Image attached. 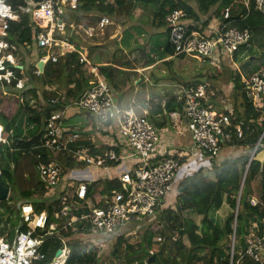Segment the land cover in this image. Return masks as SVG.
Masks as SVG:
<instances>
[{
    "label": "built area",
    "instance_id": "1",
    "mask_svg": "<svg viewBox=\"0 0 264 264\" xmlns=\"http://www.w3.org/2000/svg\"><path fill=\"white\" fill-rule=\"evenodd\" d=\"M242 1L248 7L250 0ZM253 1L255 11L264 16V0ZM76 7L77 0H41L38 3L33 0H0V92L3 95H9L8 88L25 90L28 82L26 74L19 69V56L22 49H30L29 45L23 44L20 47L8 41L10 24L19 22L24 13L31 15V23L36 29L33 43L41 53L37 62H42L44 67L47 63H58L67 54L77 53L78 63L86 69L85 76L88 79V88L78 101H68L61 110L52 111L45 122L38 148L44 151L46 158L54 152L63 154V163L52 158L47 161L42 154L31 150L27 152L34 161V170L38 172L41 185L49 188L45 198L59 204L58 210H55V221L49 220L46 211L37 214L31 204L22 203L19 210L20 223L29 227L26 231L16 228L14 236L9 238L10 229L6 231L0 223V264H44L46 256L42 249L50 238H54L59 245L48 264H66L73 242L82 247L83 255L95 252L97 257H103L114 239L124 235L123 231L130 225L132 216H136V220L154 219L159 213L174 209L177 195L175 184L182 178L180 170L185 156L181 154L182 151H173V154L163 151L159 134L147 113L138 116L132 107L121 108L102 71L68 42L65 34L67 27L89 39L96 35V31L113 24L108 16L103 15L95 27L67 26L62 20L64 11L75 10ZM36 12L40 13L38 19L35 18ZM227 17L226 10L224 18ZM164 23L168 31V45L172 47L174 55L183 54L186 58L205 60L213 67L225 57L232 66H236L245 100L259 113L260 120L264 121V64L250 73L237 67L238 63L234 60V54L240 47H249L252 36L248 30L219 24L215 28L208 26L205 34H199L197 30L189 29L186 13L181 10L170 12ZM196 25L200 28L199 24ZM242 60L245 61L244 56L239 59ZM32 75L36 79L42 76L36 64ZM45 89L58 92L57 88ZM173 90L176 100L181 103V110L170 112L167 117L186 128L191 140L190 152H203L208 155V159L216 158L223 145L234 139L242 140L244 126L241 122L232 123L229 106L222 107L218 112L212 105L205 104L208 93L206 84L189 87L176 85ZM23 100L21 96L19 101ZM58 103L57 97L49 101L50 105ZM33 104L30 102L29 105ZM70 106L87 113L98 131L115 127L119 137L117 145L95 155L89 154L86 147H75L79 134L70 130L64 118V110ZM245 129L248 130L247 127ZM263 137L264 129L258 144L253 147L254 154ZM7 139L0 125V146L8 145ZM115 148H119V153ZM128 160L137 162L132 175H124L122 178L129 187L128 193L122 200L117 198L111 203L106 202L105 206H96L88 198L89 183L64 180L65 168L73 171L90 168L101 173ZM156 161L159 162L154 164ZM60 187L64 193L61 197L53 198ZM242 188L240 185L241 191H238L236 199ZM9 198L10 189L6 201ZM101 199L105 201L106 196ZM249 233L244 238L245 251L237 255L234 252L236 241L233 233L228 252L229 264H241L245 258L255 264H264V225L259 227L252 224ZM99 237L110 239L104 244L97 241Z\"/></svg>",
    "mask_w": 264,
    "mask_h": 264
},
{
    "label": "trees",
    "instance_id": "2",
    "mask_svg": "<svg viewBox=\"0 0 264 264\" xmlns=\"http://www.w3.org/2000/svg\"><path fill=\"white\" fill-rule=\"evenodd\" d=\"M40 1L33 0L35 3ZM123 9H128L126 17L134 24L129 27L123 24L126 27H124L121 43L126 45V48L131 47V49L143 51L148 62L151 61L149 52L154 51L153 48L158 47L159 43L157 40L156 42L147 41L146 34L140 27L156 31L164 30L167 37L165 17L174 10H181L186 13L190 24L189 29L197 30L199 34L207 32L209 22L213 19L218 20L220 25L226 24L238 30H248L252 36L249 47H240L234 54V60L239 63L241 56H244L245 61L240 67L243 71L250 73L264 64V16L255 11L253 0H250L248 7L244 6L242 0H77L76 9H67L66 11L71 12L72 17L77 19L93 16L97 19V24L101 16L106 15L113 18ZM137 9L141 10V14L137 19H134L131 17V13ZM226 10L228 17L224 18ZM39 16L40 13L36 12L35 18L38 19ZM31 18L29 13H24L20 16L19 22L10 24L9 42L20 47L27 44L32 48L36 29L31 23ZM196 24H199L200 28ZM66 38L77 51L83 53L86 58L90 57L89 49L92 47H87L76 32L68 27ZM157 51L159 52L158 49ZM24 52L30 54L31 50ZM115 54H117L116 51ZM160 55L162 59L176 57L183 60V54L174 55L172 47L168 44L163 46ZM78 60L79 55L71 53L56 64L47 63L44 66L43 75L37 79L33 77L29 69L26 72L28 82L25 90L17 91L8 88L9 95H3L0 92V125L3 126L4 134L9 138L15 150L13 152L15 160L19 159L20 154H27L31 150L33 153L42 154L47 161L52 158L60 163L63 162L65 157L63 154L54 152L46 158V154L38 146L49 114L63 108L68 103L69 97L61 99L57 105H50L49 101L57 96L56 90L47 91L44 88L56 84L61 88H67L74 84L77 88L73 93L71 89H68V93L71 94L69 95L72 102L78 101L88 88L86 69L79 65ZM22 62L21 65H23ZM169 64H173V62L165 63L166 66ZM33 66L34 64L30 68L32 69ZM100 70L103 72L106 68L102 67ZM148 75L151 77L154 72L150 71ZM203 77H206L207 81L204 84L207 85V75L193 76L186 83L174 79V76L165 77V80L168 83L189 87L200 84L193 81L194 78ZM211 79L215 81V77L212 76ZM231 83L233 84L232 96L242 100L239 106L243 109L242 112H237L235 105L232 104L234 113L231 116L232 123L241 122L244 126L242 140L234 139L223 145L221 151H224L225 156H221L220 151L219 156L210 158L208 163L196 164L194 162L192 169L184 173L175 184L177 195L174 209L165 210L154 219L136 220V216H132L129 228L136 230L135 227L142 223V228H139L141 232L134 244L126 243L124 235L121 234L114 239L111 243L113 247H110L103 257H97L95 252L83 255L82 247L77 242H73L66 264H100L103 259H106V264H121L120 258H123L125 262L127 259L140 261V263L134 261L132 264H144V262L147 264H229L228 252L233 233L235 241L237 237L244 239L252 224H257L259 227L264 225V156L256 159L259 152L262 151L264 155V137L249 163L250 153L264 129V121L260 120L259 113L245 100L243 87L237 73L231 77ZM176 85H172L171 88ZM213 90V85H211L208 88L209 95L205 103L208 106L217 105L216 99L219 100V103L220 100H223L222 93L220 92L218 98ZM21 96L24 99L22 102L19 101ZM155 98L154 101L149 102L147 117L156 129H161L167 125V115L170 112L181 110V103L176 100L172 89L164 97L156 96ZM30 102H33L34 105H29ZM215 108L219 110V107L215 106ZM135 112L138 116L143 114L138 107ZM156 116H159L160 119H157ZM10 132L11 135H9ZM75 147H80L79 141L76 142ZM83 147H89L88 143ZM115 151L119 153L120 150L115 148ZM98 153L100 151L90 150L92 155ZM30 160L32 159L30 158ZM158 162L156 161L154 164ZM136 167L137 162L134 161L128 168V172L123 171L121 174H108L107 176L94 173L93 178H91V173L90 177H86L84 175L86 171L81 174V172L70 170L71 174L68 177L64 176V180L78 183L80 178H88L84 180L89 183L88 198L96 206H105L106 202L111 203L117 198L122 200L126 196L129 187L122 178L124 175H132ZM246 168V176L235 217L236 198ZM67 170L65 168V172ZM2 179L9 180L10 173L2 170L0 180L2 181ZM42 190V185L39 182L36 186L21 189L18 194L26 203L34 207L35 213L46 211L49 220L54 222L55 210H58L59 204L55 201L49 202L44 196L40 197L39 193ZM63 193L64 189L60 187L53 198L61 197ZM102 196H106L105 201L101 199ZM12 202L10 198L8 201L0 202L2 210L0 223L4 225L5 230L9 226V238L14 236L16 228H19V231H26L29 227L20 223L19 210L22 204ZM224 206L227 208L226 211L221 210ZM218 214L222 216L221 224ZM58 245L59 243L54 238L47 240L42 249L46 256L44 264H48L52 260ZM149 253H151L150 256ZM149 257H154L151 263H148ZM241 264L255 263L245 258Z\"/></svg>",
    "mask_w": 264,
    "mask_h": 264
},
{
    "label": "crops",
    "instance_id": "3",
    "mask_svg": "<svg viewBox=\"0 0 264 264\" xmlns=\"http://www.w3.org/2000/svg\"><path fill=\"white\" fill-rule=\"evenodd\" d=\"M137 11L141 12V10H137ZM134 12L131 13V17L136 19L137 17L135 16ZM128 24L129 27L131 24L134 23L128 22ZM219 24L220 23L218 20L213 19L209 22L208 26L215 28L218 27ZM66 29H65V34H66ZM121 29L122 31L120 34L119 33L114 34L113 35L114 38L111 37L107 41H98L97 34L89 39L82 32L81 33L84 36L83 35H78V36L81 38L82 42H84L87 47H92L89 49L90 57L89 58L87 57L90 63L93 66L98 67L99 69L102 67L106 68V70H104L102 74L104 75L110 87L114 91L117 104L123 109L132 107L135 111H136V107H138L141 109L142 113H147L149 111L150 101H154L156 99L155 98L156 96L164 97L168 91H170L171 89L173 90V87L171 88V86L176 85V84H172V82L168 83L167 80H165V77L171 78L173 76L171 70L173 69L172 66L174 65L173 64H169L167 66L165 65L166 62L172 61L173 58L171 57H166L164 59L161 58L160 53L163 50V46L161 45V42L158 39L157 41L159 43V46L153 48L154 51L149 52V57L151 59L150 62L146 61L145 53L141 50L139 56L135 57V55H131V54H136L135 52L137 50L131 49V47L126 48V45L124 44L122 45L121 39L125 28L123 29V26H121ZM148 32L156 33L157 31L154 29H150V31ZM33 46H35L34 43ZM29 48L30 49H26V50H31L29 57L30 59L27 60L28 68L24 69V66L21 65V62L24 60V58H22L21 62L19 61L21 66L19 69L22 70V72H24L25 74L29 69L31 70V72L33 71L32 69H34V66L32 67V69L30 67L33 64L37 65L38 63L37 61L40 58L39 54H41L36 48V46H35L36 51L34 53H32V48L30 45ZM157 49L159 50V52L157 51ZM24 51L25 49L21 50L22 55L27 54V52ZM115 51L117 52V54H115ZM183 59H186V57L183 56ZM130 61L131 64L128 63ZM253 61L258 62L257 60H253ZM150 71L154 72V75H151V77L150 75H148ZM116 74H118L117 79L115 77ZM191 75L190 77L195 76L193 74ZM174 79H176L175 76ZM196 79L198 78H194L193 81H195ZM208 83L209 82H207V84ZM211 85H213V89H214L213 92L217 96L219 95V92H221L224 96L226 95L228 96V93L230 92V91L228 92V87L231 88V91L233 88V84L231 82L230 84H226V85H214V84ZM46 87L57 88L58 92L55 91V94L57 95L56 97L59 99V103L61 99L67 96L69 97L68 100L72 101V99L70 98L71 94L68 93V89H71V92L73 93V91L77 88V86H75L74 84L70 85L67 88L64 87L61 88L57 84ZM208 95L209 93L207 94V96ZM216 102L217 105L215 106L219 107V110H217L215 106L212 105V107L216 111L219 112L222 107L229 106L231 108L232 114L234 113L232 110L233 105H231L230 103L229 104H227V102L224 103V100H220L219 103L218 99H216ZM235 109H237V112L239 113H241L243 110L237 106H235ZM156 117L157 119H160L159 116ZM64 118H65V124L68 127H70V130H74L79 134V139L77 141H79L80 147H83V145H86V143H88L89 147H87V149H89V154L91 149L95 151L103 152L108 150L111 146L117 145L119 137L115 131L116 130L115 127L112 128L111 130L104 129V131H98L95 128L93 119L87 113L80 111L76 107L70 106L65 108ZM157 131L159 132L161 149L166 153L173 154V151L177 152L180 151L182 148L190 149L191 146L190 135L187 133L185 127L182 124L172 125V126L166 125L164 128L161 129L157 128ZM192 159L193 157L189 158V160ZM132 164L133 162L130 160L125 162L123 161L121 162V165H116L113 168H111L108 172H101V173L93 171L90 168L78 169L77 171L81 172V174H84L86 171V173L84 174L86 177H90V173H91L92 176L91 178H93L95 175L94 173H96L97 175L107 176L108 174L110 175L121 174V172L123 171L128 172V168H130ZM87 170H88V175H87ZM86 177L80 178L79 182H84V180L88 179Z\"/></svg>",
    "mask_w": 264,
    "mask_h": 264
},
{
    "label": "rangeland",
    "instance_id": "4",
    "mask_svg": "<svg viewBox=\"0 0 264 264\" xmlns=\"http://www.w3.org/2000/svg\"><path fill=\"white\" fill-rule=\"evenodd\" d=\"M66 10L64 11V15H63L62 20L64 23H66L67 26L70 24L71 25L74 24L73 26L81 25L84 28L95 27L96 20H97L95 17H93V16L80 17L77 19V18L72 17V15L70 14L71 12H68ZM137 10H133L132 12L135 11L134 14L138 18L141 12L137 11ZM119 12H120V14L115 15L113 18H110L111 21L113 22L112 25L107 26L106 28L102 29L101 31L98 30L95 32L97 34V40L98 41L109 40V38L113 37L114 34H116V33L120 34L121 33V31H122L121 25L123 26V29H124V27H126V26H124L123 24H126L128 26L129 25L128 22L131 23V20H129L126 17V14L128 13V9H123V10H120ZM140 28H142L144 30L143 33L146 34L147 41L156 42V40L158 39L161 42L162 46H164L165 44H168L167 37L163 32L164 30H158L156 33H154V32L149 33L148 31H150V29H148V28L145 29L143 26ZM35 51H36L35 46H32V53H34ZM135 53L136 54H131V55H135V57L139 56L140 50H137ZM29 57H30V54H28V53L25 55L24 54L22 55L20 53V56H19L20 62L22 61V58H24V60L22 62L24 69L28 68L27 60L30 59ZM172 62H173L174 66H172L173 69L171 70V72H172V75L175 76V78L177 80H180V82L186 83L189 80V78H191L190 77L191 74H193L195 76L196 75L197 76H199V75L206 76L207 75L208 76V82H209L207 84V88H209L211 84H214V85L230 84L231 77H233L236 73V66H233L231 68V66H230L231 63L228 62V59H226L225 57L221 58L220 64H218L215 67L211 66L205 60L198 61V60L192 59L190 57H187L186 59H183V60L173 58ZM128 63L131 64V61ZM243 63H244L243 60L240 61L237 65V67L242 69L241 67L243 66L242 65ZM240 65H241V67H240ZM248 66H251V65H248ZM209 75L211 77L212 76L215 77V82H213L214 80L211 79V77ZM115 77L117 79L118 74H116ZM228 92L229 93H228V96L226 95V98L222 94L223 100L225 99L224 103H226V102H227V104L231 103V105L233 104V105L239 107L242 103V100L239 97H233L232 96V94H231L232 91H231L230 87H228ZM218 97H220V92H219ZM167 125L172 126V125H178V124L170 121L167 117ZM158 134H159V132H158ZM7 143H8V145L4 144V145L0 146V154H1L0 155V169L9 172L10 173V179L9 180H3L2 179V183L5 186H7V188L10 189V199L13 201L12 203H14V202L17 204H19V203L22 204L24 202L26 203V201H24L23 198L20 197V194H18V193L20 192L21 189H25V188H29V187L34 186V185L35 186L38 185V183L40 182L38 172L34 170V168H35L34 161L30 160L31 157H29V155H27L26 153L20 154L19 159L15 160V158H14L15 153H13L15 150L13 149V147L11 145V141L9 140V138L7 139ZM180 151H182L181 154H184V156H185V159H183V161H182L183 167L180 170L181 174H183V175L188 170L192 169V167L194 166L193 165L194 162L196 164H200V162L201 163H208V161H209V159L207 158L208 155L203 153V152L200 154L197 153V151L190 152V150L186 149V148L185 149L182 148ZM188 156H189V158L193 157V159L189 160ZM221 156H225L224 151H221ZM263 156L264 155L262 154V151H261L257 154L256 159L263 158ZM71 172L72 171L67 170L65 172V176L68 177L71 174ZM74 183H76V182L74 181ZM30 184H32V185H30ZM42 189L43 190L39 193V196L40 197L42 196V198H43V196L45 197L46 195H48L46 193H48L49 188L46 186H42ZM173 190H174V188H173ZM173 207H174V204H173ZM221 210L226 211L227 208L224 206ZM217 216L219 219V223L221 224L222 223V218H221L222 216L220 214H218ZM217 216H216V219H217ZM126 226L127 225H125V227ZM129 226L130 225H128V227L126 228V231L124 232V235H125L124 238L126 240V243L134 244L135 241L137 240V236L141 232V230L139 228H142V223L135 227L136 230L129 228ZM8 227L9 226H7L6 231H9ZM247 233H248V235L251 234L248 231H247ZM109 239H110V237H99V239L97 241H99V243L106 244L109 242ZM239 240H240V238L238 239V237H237L235 247H234V252L236 255L240 253ZM111 247H113V246H111ZM230 247H231V243L229 245V248ZM134 261L140 263V261H138L137 259H127L126 262L123 260V258L119 259V262H121V264H125V263L126 264H132ZM103 262H106V259H103L100 264H102Z\"/></svg>",
    "mask_w": 264,
    "mask_h": 264
},
{
    "label": "water",
    "instance_id": "5",
    "mask_svg": "<svg viewBox=\"0 0 264 264\" xmlns=\"http://www.w3.org/2000/svg\"><path fill=\"white\" fill-rule=\"evenodd\" d=\"M42 67H43V63L42 62H38L37 63V68L41 71L42 70ZM20 68V67H19ZM206 78L203 77V78H198L195 80V82H198V83H205L206 82ZM259 142V141H258ZM257 142V144H258ZM255 150V149H254ZM254 150L252 151V153L250 154V157H249V163L251 162L252 160V157L254 155ZM246 171H247V168L245 170V173L242 177V181H241V187L243 186V183H244V179H245V176H246ZM241 191V190H240ZM239 191V192H240ZM8 192H9V189L2 183V181L0 180V202H4L6 201L7 199V195H8ZM240 195L239 194V197L237 199V204H236V208H235V217L237 216V211H238V204H239V200H240ZM239 248H240V251L241 252H244L245 251V243H244V239H240L239 240ZM58 254V252L56 253ZM151 254L149 253V256ZM154 260V257H149L148 259V263H151L152 261Z\"/></svg>",
    "mask_w": 264,
    "mask_h": 264
},
{
    "label": "bare ground",
    "instance_id": "6",
    "mask_svg": "<svg viewBox=\"0 0 264 264\" xmlns=\"http://www.w3.org/2000/svg\"><path fill=\"white\" fill-rule=\"evenodd\" d=\"M43 69H44V68L42 67V70H41V71H42V75H43Z\"/></svg>",
    "mask_w": 264,
    "mask_h": 264
}]
</instances>
